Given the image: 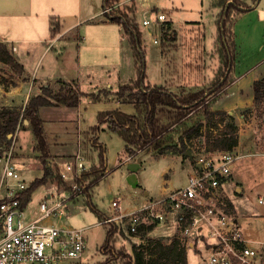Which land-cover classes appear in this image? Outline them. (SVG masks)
I'll return each instance as SVG.
<instances>
[{
	"label": "rangeland",
	"instance_id": "1",
	"mask_svg": "<svg viewBox=\"0 0 264 264\" xmlns=\"http://www.w3.org/2000/svg\"><path fill=\"white\" fill-rule=\"evenodd\" d=\"M225 1L150 0V8L145 9L138 0H134L135 13L133 17L141 33L142 48L145 52L146 81L151 86L162 84L160 74L163 71L165 79L169 77L174 80L182 78V82L184 81L183 77L188 76L190 71L200 72V70L191 68L190 64L197 61L198 55L202 54L203 57L201 49L208 51L203 58V64L207 63L208 65L202 67L201 77L200 79L197 78L198 82H195L194 86H184V89L187 91L206 89L214 81L222 66V60L218 54L217 21ZM49 2L43 0L40 4V10L47 7ZM130 5L131 0H120L116 7L124 9ZM249 5L253 6V3ZM75 9V0H64L63 12L68 16L64 20H60L63 29L71 28L74 23L71 15H74ZM92 11L94 12L93 18L81 22L71 32V34L78 32L81 37H84L81 43L77 46L76 39H70L65 45L68 47L72 63H75L77 53L80 52L81 64L79 69L75 70L76 74L80 76V91L95 94L100 91L109 92L107 98H110L114 93L111 91L116 92L119 85L127 84L130 79L136 77L135 59L128 38L119 28V25L105 23L95 7ZM157 12L166 15L167 20L163 23L162 29H165V25L169 23L175 30L170 36L174 37L175 40L163 42L159 33V43L154 44L153 38L142 26L143 17L149 16L152 19ZM38 20L41 25L45 23V19L38 18ZM108 32L117 35L114 42L104 40L103 35H108ZM58 45L60 44L55 46ZM46 61L47 59L43 60V65H46ZM197 68L199 69V66ZM20 78L0 63V83L10 87L12 84L16 85L13 79L19 80ZM255 83L257 84L256 86L253 85L255 87L253 88V99L230 98L228 100V102L238 106L233 109V114H228L225 111L226 115L213 116L212 120H206L200 114L196 119L197 122L202 123L200 132L193 135L184 144H181L179 140L181 132L176 126L166 136V144H170L174 149L161 155L148 146L135 155L129 156V159L125 152V144L118 135L110 132L102 125L99 126L97 132L91 130L97 125L98 112L114 110V103L101 101L87 103V105L83 99L79 110V123L77 124L80 145L77 146L76 144L77 133L74 137L67 136L65 137L66 150L69 152L79 150L84 162L83 173L93 169L99 170L101 166L104 170L87 177L82 174V180L87 185L85 191L88 196L85 193L76 197L68 205L60 219H49L42 222L43 224H63L70 228H85L86 244L81 258L78 261L60 264H122L124 259L118 254L120 252L132 253L134 247H141V243L145 247L143 251L144 264H172L170 263L173 260L172 254L164 249L159 250V246L169 245L176 239L186 251L187 264H202L207 259V253L201 250V254H199L195 249H191L177 228L170 222L154 224L153 229L144 234L143 238L138 236L141 242L134 244L133 239L127 237L123 232L126 227L125 219L122 221L117 219L107 223L103 218H114L121 213H131L171 191L183 188L187 183L188 175L193 172L192 164L196 160L212 153H220L205 151V137L219 135L225 130L227 124L235 126L238 142H241L240 151L250 155L235 160L234 168L230 171V175H233V178L240 183L241 195L234 194L233 191L235 190L232 183L228 182L229 180H225L223 185L228 184L230 193L235 197L232 200L238 212V218L243 221L251 220V222H240L242 231L251 237L264 238V203L258 202L259 197H264V76ZM48 87L58 89L61 84L49 85ZM219 99L220 96L217 95L216 100L210 102V109ZM16 108H21V106ZM128 109L134 111L133 106H126L125 110ZM23 125L25 130L19 127L13 136L8 135V138H11V144L7 151H4L5 146L0 144V180L4 165L1 159L9 152L12 163L29 187L31 178L41 177L42 166L38 160V153L33 149L35 138L28 123L23 121ZM189 125L192 124L189 123ZM92 138L96 139L94 145L91 141ZM99 145L104 147L103 162H100ZM57 150H61V148ZM52 152L56 154V149L52 148ZM126 158L127 160H125ZM71 160L72 158L70 160H56L59 166L58 171ZM129 164L138 166L135 169V183L128 180ZM51 165L53 164L51 163ZM233 171L234 174H232ZM102 174L105 175L101 177ZM61 188L56 181L39 186L33 192L28 203L27 215L37 214L38 203L46 198L48 192ZM221 199L225 204H229L224 193H222ZM113 201L120 203L122 208L120 212L112 207ZM226 209L231 210L229 205ZM143 227L142 231H145L146 225ZM111 228L115 230L113 238L107 247H104L107 233ZM146 239L154 241L155 244L150 245L151 248L154 247L153 249L147 247L148 241ZM254 246L258 248L257 245ZM150 251H158V254L149 258L148 253ZM158 255L162 256L163 260L157 261L156 258L160 257Z\"/></svg>",
	"mask_w": 264,
	"mask_h": 264
},
{
	"label": "trees",
	"instance_id": "2",
	"mask_svg": "<svg viewBox=\"0 0 264 264\" xmlns=\"http://www.w3.org/2000/svg\"><path fill=\"white\" fill-rule=\"evenodd\" d=\"M120 0H102L101 16L104 21L116 23L121 27L123 33L127 36L129 45L135 59L136 77L129 83L119 86L116 92L112 93L118 102L122 104H131L134 107L135 114L130 115L118 109L101 111L97 114V125L92 127L93 132L99 130V126H105L107 130L118 135L125 144L127 156H133L138 151L150 146L158 154H164L166 151L174 149L170 144H166V136L177 126L181 132L179 140L181 144L192 138L193 135L200 132L202 123L196 121L202 114L206 120H212L213 116L226 115L225 111H212L210 102L216 100V95L230 83V76L235 63V43L233 37V23L237 16L251 9V5L246 4L244 0H226L222 5V11L218 18V54L222 60V66L219 74L206 89L196 91H179L177 93L170 91L164 86H151L146 81L145 74V52L142 48L141 33L134 21L135 2L131 0V5L124 9L116 7ZM131 14V15H130ZM51 20V33L54 35L58 31V24ZM161 29V38L164 41L174 40L170 34V24ZM0 63L9 68L16 76L21 77L24 73L22 65L14 58L7 45L0 42ZM61 87L51 89L42 86L40 93L31 95L22 108L0 107V144L5 146L4 151L10 148L11 138L17 128L25 130L23 121H27L28 126L35 138L34 151L38 153V160L42 166V175L34 179L29 187L21 194V208H26L31 200L33 192L41 185L56 181L59 185H64L58 168L51 165V155L44 130L43 120L38 114L41 107H66L75 108L78 106L81 98H87L91 102H99L107 99L109 92L100 91L99 93H83L76 88V83L60 82ZM257 83L254 82V86ZM6 90L9 86L0 83ZM15 86V85H11ZM255 88V87H253ZM254 90V89H253ZM228 116V115H227ZM192 124V125H189ZM92 144H96V139L92 138ZM238 145V135L235 126L225 125L223 130L217 136H206L204 148L206 152H232ZM100 153V162L104 161V147L98 146ZM104 170L103 166L84 172V176L98 174ZM85 195L88 196V193ZM229 211L232 213L230 204ZM227 205V206H228ZM107 218H103L106 220ZM144 226V225H143ZM143 226L138 228L137 236L143 238V235L151 231L154 224L147 225L145 231ZM112 229V228H111ZM109 230L104 247H107L113 238L115 230ZM144 232V233H143ZM147 247L155 244L151 239H146ZM135 246V245H134ZM159 250H167L172 254V264H187V254L183 246L176 239L169 245H160ZM157 247V248H159ZM152 247L151 249H153ZM140 249V251H139ZM145 247H134L132 253L120 252L124 259L122 264H144ZM158 251H150L149 258ZM160 256V255H158ZM163 257H157V261L163 260Z\"/></svg>",
	"mask_w": 264,
	"mask_h": 264
},
{
	"label": "built area",
	"instance_id": "3",
	"mask_svg": "<svg viewBox=\"0 0 264 264\" xmlns=\"http://www.w3.org/2000/svg\"><path fill=\"white\" fill-rule=\"evenodd\" d=\"M138 2L145 9L151 6L150 0ZM166 20V15L161 12L152 19L143 17L141 24L154 44L159 43L158 34H161ZM79 138L77 133V146L80 145ZM236 159L233 152L212 153L198 159L192 164L193 172L188 175L183 188L171 191L136 211L121 213L104 221L125 219L123 232L133 239L134 244L141 242L136 235L140 226L170 222L191 249L199 254L201 250L207 253L203 264H264V248L257 249L249 244L221 199L222 185ZM1 161L4 165L0 180V264L78 261L85 249V228L42 222L60 219L68 205L86 193L87 185L82 180L84 162L79 150L59 171L64 185H57L62 188L53 190L40 201L37 214L30 219L26 218L25 208L20 205L21 194L28 187L12 163L9 152ZM258 202L264 203V197H259ZM112 207L118 212L122 210L117 201L112 202Z\"/></svg>",
	"mask_w": 264,
	"mask_h": 264
},
{
	"label": "crops",
	"instance_id": "4",
	"mask_svg": "<svg viewBox=\"0 0 264 264\" xmlns=\"http://www.w3.org/2000/svg\"><path fill=\"white\" fill-rule=\"evenodd\" d=\"M42 1L43 0H0V42L7 45L16 61L22 65L24 69V73L19 80L13 79L16 82L15 86H10L5 90L0 85L1 106H21L23 109L29 97L39 94L42 86L48 87L49 85H57L60 84L59 81L64 83L74 81L77 85L76 88L80 91V76L75 72V70L79 69L81 64L80 52L77 50L76 61L72 63L73 61H71L70 53L65 43H68L70 39H76L77 46L81 43L84 37H81L78 32L77 34H71V32L73 28L78 27L81 22L89 21L93 18V7L101 14L102 0H75V13L71 15L74 20L71 26L72 29H63L60 24V20H64L68 16L63 12L64 0H45L46 2H50L47 7L40 10ZM94 1H96L95 4ZM244 1L247 4L253 3V6H251L250 10L240 14L234 20L233 37L235 43V63L230 76V83L217 94L220 96V99L212 106V111H226L228 114H233V109L238 106L228 102V100L230 98L253 99V84L264 76V0ZM38 18L45 19V23L43 25L38 23ZM51 18L54 19L52 21L53 23L58 24V31L54 35L51 33ZM104 22L107 24H114L107 21ZM119 28L121 29L120 26ZM171 29V32H175L173 27ZM118 32L119 36L120 30ZM108 33V35H103L104 40L114 42L117 35H113V32ZM58 43L60 45L56 47L55 45ZM201 51H203V57L202 54L198 55L197 61L190 64L192 66L191 68L200 70V72L190 71L188 76L183 77L184 81L182 82V78L174 80L169 77L165 79L163 71L160 74L162 78V84H160V86H164L175 93L187 91L184 89V86H194L195 82H198L197 78L200 79L201 77L200 73L202 72V67L204 68V66L206 67L208 65L207 63L203 64V58L207 55L208 51H206V49H201ZM46 59V65H43V60ZM198 66L199 69L197 68ZM83 99H85L86 104L91 103V101L83 97L75 108L48 106L38 109V114L44 123V130L51 155L50 162L53 166H57V168L59 166L56 160H70L76 153L75 151L69 152V150H66L65 145H67V143L65 137H74L77 133L79 110L80 106H82ZM101 101L113 102V109L122 110L124 113L126 112L130 115L135 114V110H125L126 106L133 105L122 104L113 96ZM240 146L241 142H238L237 147L232 151L237 156L236 160L250 155L240 151ZM52 148L56 149V154H53ZM58 148H61V150H57ZM127 158L129 159V157ZM127 158L125 160H127ZM233 168L234 167H232V169ZM232 174H234V171ZM34 179L36 178H31L30 182ZM225 180H229L228 182L232 183L235 190L233 191L234 194L237 196L241 195L240 183L237 179L235 180V178H233V175L231 176L229 174ZM226 181H224V183ZM229 190L230 187L228 184L222 185V192L232 207L231 214L242 228L240 222L243 220L238 218V212L232 200L235 197ZM52 191L48 192L47 196ZM28 205L25 208V214L26 218L30 219L36 214L32 216L27 215ZM243 222H251V220H245ZM245 234L246 233H244V236L251 246L255 247L254 245H257L258 248L255 247L257 249L264 248V238L251 237Z\"/></svg>",
	"mask_w": 264,
	"mask_h": 264
},
{
	"label": "water",
	"instance_id": "5",
	"mask_svg": "<svg viewBox=\"0 0 264 264\" xmlns=\"http://www.w3.org/2000/svg\"><path fill=\"white\" fill-rule=\"evenodd\" d=\"M27 123V121H25ZM187 154V153H185ZM138 166L136 164H129L128 165V168L130 170V174L128 176V180L131 182V183H135L136 181V177H135V169L137 168Z\"/></svg>",
	"mask_w": 264,
	"mask_h": 264
}]
</instances>
